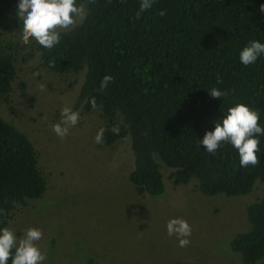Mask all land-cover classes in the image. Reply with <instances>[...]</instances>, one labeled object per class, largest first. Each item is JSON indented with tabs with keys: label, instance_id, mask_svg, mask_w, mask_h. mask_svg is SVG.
<instances>
[{
	"label": "trees",
	"instance_id": "trees-1",
	"mask_svg": "<svg viewBox=\"0 0 264 264\" xmlns=\"http://www.w3.org/2000/svg\"><path fill=\"white\" fill-rule=\"evenodd\" d=\"M83 2L87 17L61 30L60 43L46 49L20 40L18 0H0V103L11 102L18 64L38 55L49 72H84L76 107L101 113L103 146L130 138L134 168L129 179L139 196L164 193V170L175 187L195 183L208 197L245 196L264 184V137L258 163L247 168L240 167L231 145L211 154L198 144L237 102L258 109L264 124V57L249 66L238 58L249 40L264 42L259 11L264 0H156L139 19V0ZM29 45L31 51L25 52ZM106 74L114 79L101 89ZM211 87L229 95L213 98ZM117 124L120 133L114 134ZM47 185L33 142L0 115V227L29 201L42 198ZM246 218L248 231L236 235L230 249L244 264H264V197L247 206Z\"/></svg>",
	"mask_w": 264,
	"mask_h": 264
},
{
	"label": "rangeland",
	"instance_id": "rangeland-1",
	"mask_svg": "<svg viewBox=\"0 0 264 264\" xmlns=\"http://www.w3.org/2000/svg\"><path fill=\"white\" fill-rule=\"evenodd\" d=\"M83 80L84 72L43 69L38 55L18 64L11 102L0 103V115L33 142L48 185L43 197L15 212L7 227L18 236L30 227L41 229L36 243L50 264L87 259L95 264H244L230 242L248 231L247 206L264 197V184L245 196L208 197L195 183L175 187L164 170V193L139 196L129 179L134 168L130 138L112 147L95 143L98 128L105 127L101 113L76 107ZM66 105L78 109L81 119L60 138L52 124ZM173 217L191 225L185 247L167 234Z\"/></svg>",
	"mask_w": 264,
	"mask_h": 264
},
{
	"label": "clouds",
	"instance_id": "clouds-1",
	"mask_svg": "<svg viewBox=\"0 0 264 264\" xmlns=\"http://www.w3.org/2000/svg\"><path fill=\"white\" fill-rule=\"evenodd\" d=\"M156 0H139L136 18L151 9ZM264 14V3L259 7ZM165 10L161 9L159 15L164 16ZM88 15V10L83 0H18L16 16L21 24L20 40L29 43L34 40L46 49H52L61 41V30H71L82 22ZM264 57V42L259 39L249 40L238 52L242 65L255 64L258 58ZM113 76L106 74L100 81V88L105 89L113 80ZM219 78L217 83H219ZM213 98H224L229 95V90L211 87L207 90ZM93 109L98 107L95 98L90 100ZM102 107V106H100ZM260 112L250 107L245 102H237L227 107L223 116L214 123V129L206 131L198 144L203 146L208 153L215 154L222 145H231L238 153L239 165L247 168L255 166L260 157V138L264 137V124L260 123ZM80 111L66 105L60 109L59 120L52 124V131L60 138L65 137L70 128L79 123ZM106 129L98 128L94 142L101 144L104 141ZM111 131L120 133V126L113 125ZM16 203V202H14ZM167 234L175 236L180 247L190 244L189 237L192 233L191 225L181 217H173L167 221ZM42 230L36 227L27 228L18 236L9 227H0V264H44L46 256L37 245L42 238Z\"/></svg>",
	"mask_w": 264,
	"mask_h": 264
}]
</instances>
